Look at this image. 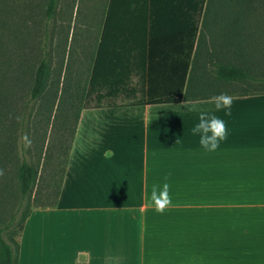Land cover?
<instances>
[{
  "label": "crops",
  "instance_id": "1",
  "mask_svg": "<svg viewBox=\"0 0 264 264\" xmlns=\"http://www.w3.org/2000/svg\"><path fill=\"white\" fill-rule=\"evenodd\" d=\"M232 101L230 116L214 100L84 109L58 203L33 207L19 264H264V94ZM200 112L226 122L216 151L192 135Z\"/></svg>",
  "mask_w": 264,
  "mask_h": 264
},
{
  "label": "trees",
  "instance_id": "2",
  "mask_svg": "<svg viewBox=\"0 0 264 264\" xmlns=\"http://www.w3.org/2000/svg\"><path fill=\"white\" fill-rule=\"evenodd\" d=\"M142 1L123 0L121 7L117 0H106L100 36L96 37L86 72L81 71L80 77L75 74L67 96L62 90L61 97L56 94L52 102V107L58 102L57 114L64 119L59 122L60 129L63 138L70 132V142L61 143L59 154H53L55 168L46 186L49 201L45 205L39 199L40 160H30V131L26 132L27 123L22 126L17 174L10 180L14 192L20 195V204L8 222L0 219V264H19L20 238L33 207L53 208L58 203L84 109L201 102L220 94L231 98L264 94V47L247 44L246 33L241 30L244 17L227 14V0ZM57 2H48L47 23L54 16ZM23 8L30 12L32 5L25 2ZM7 36L8 45L0 31V62L9 64L6 57L17 56L18 49L16 34ZM71 36L69 49L75 34ZM49 75L50 59L46 55L37 67L28 104L48 92ZM134 77L138 81L132 88ZM141 91L142 98L136 97ZM93 100L97 104L91 108L89 102ZM25 110L29 120L31 110Z\"/></svg>",
  "mask_w": 264,
  "mask_h": 264
},
{
  "label": "rangeland",
  "instance_id": "3",
  "mask_svg": "<svg viewBox=\"0 0 264 264\" xmlns=\"http://www.w3.org/2000/svg\"><path fill=\"white\" fill-rule=\"evenodd\" d=\"M25 2L32 5L30 12L23 8ZM48 2L0 0L3 40L8 45L10 40L7 34H16V41L14 38L11 40L16 42L18 49L17 56L6 57L9 64L7 61L0 62V219L3 222L11 219L20 204V195L14 192V183L11 186L10 180H15L17 174L19 136L26 123V132L30 131V160L33 163L40 160V203L45 205L49 201L46 186L55 168L52 164L53 154H59L61 143L70 142V132H66L63 138L60 129L59 122L64 119L58 115V102L54 107L52 102L56 94L61 97L62 90L63 96H67L71 80L77 77L75 74L80 77L81 71L86 72L106 9V0H58L54 16L47 23ZM226 8L225 12L230 16L242 14L244 17L241 30L246 33L247 44L264 47V0H227ZM73 33L75 38L69 49ZM79 36L81 40H78ZM243 44L246 45L245 39ZM230 54L233 52L230 51ZM46 55L50 59L48 92L37 102L28 104L37 67ZM261 64L264 71L263 60ZM121 102L123 100H118V103ZM96 104V100L89 102L91 108ZM27 108L32 113L29 120ZM53 201L54 198L50 199V202Z\"/></svg>",
  "mask_w": 264,
  "mask_h": 264
},
{
  "label": "clouds",
  "instance_id": "4",
  "mask_svg": "<svg viewBox=\"0 0 264 264\" xmlns=\"http://www.w3.org/2000/svg\"><path fill=\"white\" fill-rule=\"evenodd\" d=\"M215 102L214 106L217 111L223 110L224 116L231 115V105L233 103L232 98L226 94H220L213 97ZM193 109H188L192 111ZM192 135H199V146L207 151H216L222 141L227 138L228 130L224 119L215 115V113L200 112L198 115V123H196L191 129ZM178 142V141H177ZM168 185L163 184L153 185L151 200L156 206L157 212H162L164 208L170 203L168 199Z\"/></svg>",
  "mask_w": 264,
  "mask_h": 264
}]
</instances>
